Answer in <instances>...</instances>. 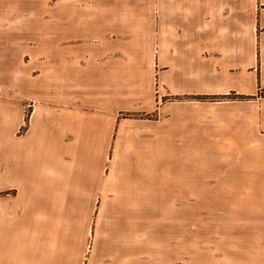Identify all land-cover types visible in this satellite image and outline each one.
Wrapping results in <instances>:
<instances>
[{
    "label": "crops",
    "instance_id": "obj_1",
    "mask_svg": "<svg viewBox=\"0 0 264 264\" xmlns=\"http://www.w3.org/2000/svg\"><path fill=\"white\" fill-rule=\"evenodd\" d=\"M152 7L153 20L138 21ZM152 7L93 0L78 32L91 48L78 49L72 76L67 0H0V264H264V228H147L162 211L164 152L225 154L234 183L264 208V97L184 99L116 124V72L126 88L131 61L108 45L160 42L154 84L169 94L254 95L264 0ZM244 41L262 42L261 76Z\"/></svg>",
    "mask_w": 264,
    "mask_h": 264
},
{
    "label": "rangeland",
    "instance_id": "obj_2",
    "mask_svg": "<svg viewBox=\"0 0 264 264\" xmlns=\"http://www.w3.org/2000/svg\"><path fill=\"white\" fill-rule=\"evenodd\" d=\"M92 1L67 0L66 53L68 75L70 73L73 76L75 73V64L78 63V49L91 48V41L78 40V32L82 31L83 22L89 21L92 11L94 13L97 11L90 8ZM140 1L144 2L149 8L153 6L154 2V0ZM138 11L140 10L132 9V12ZM141 12L146 14L138 21L153 20V16L148 15L149 12L153 13V7ZM115 20L111 19L112 22ZM131 20H135L134 17ZM108 43L109 48L113 49L116 59L124 57L131 61V69L128 72L130 76L126 75L130 80L125 83L126 88L123 89L122 77L118 76L120 71L117 69L118 72H116L114 95L116 124L121 119H154L158 116V110H154L156 105L160 106L163 103L184 99L218 101L264 97V87L261 85L254 95L234 92L226 95L204 96L169 94V90L164 87L161 88L160 82H157L156 86L154 84L155 71L161 68L159 65H154L156 54L160 53V42L139 40ZM156 46L159 49L157 52ZM261 49L262 42L260 41L243 42L244 58L251 57V54H257L256 64L259 76H261L262 68ZM249 64L244 63V67ZM248 69L251 70L252 66H249ZM68 80L71 79L68 77ZM73 84V81H68V88L69 85L73 86ZM149 101L152 103L149 104ZM27 107L26 118L28 120L32 112V105L30 104ZM214 139L217 140V138L212 137V141ZM212 148H217V143ZM224 155L217 151L194 154L164 152V168L168 169L166 171L168 173L167 176H164L162 211L160 215L147 217V228H264V208H261L263 203L252 199L250 186L234 183L235 179L226 171L231 162L220 158ZM175 164H178L180 170L178 176L172 178L169 170ZM192 166L193 169H191ZM174 181L178 183L176 186L172 183ZM211 235L217 236V233H211Z\"/></svg>",
    "mask_w": 264,
    "mask_h": 264
}]
</instances>
